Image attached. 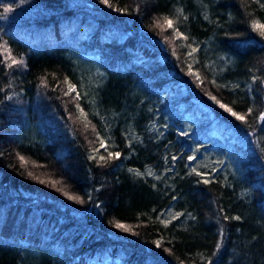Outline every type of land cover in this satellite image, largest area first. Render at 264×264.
I'll return each mask as SVG.
<instances>
[{
	"label": "trees",
	"instance_id": "1",
	"mask_svg": "<svg viewBox=\"0 0 264 264\" xmlns=\"http://www.w3.org/2000/svg\"><path fill=\"white\" fill-rule=\"evenodd\" d=\"M108 3L0 0V264H264V8ZM210 39L233 57L222 79L189 55ZM97 137L120 158L100 161ZM194 146L229 149L227 173L200 182ZM150 167L166 176L135 173ZM171 207L195 219L165 226Z\"/></svg>",
	"mask_w": 264,
	"mask_h": 264
},
{
	"label": "snow or ice",
	"instance_id": "2",
	"mask_svg": "<svg viewBox=\"0 0 264 264\" xmlns=\"http://www.w3.org/2000/svg\"><path fill=\"white\" fill-rule=\"evenodd\" d=\"M101 2L104 3V4H106V5H108L109 7H111V5L108 3V0H101ZM253 2H254V3H259V4H260V7H261V8H264V3H261L260 0H253ZM7 11H9V9H5V12H7ZM165 21H166V23H167V25H168L169 27H172V28H173V32H174V35H175L176 38H180L181 36H183V34H182L181 32H179L178 29H175V28L173 27V20H172V19H169V18L166 17V18H165ZM252 27H253L254 30L258 31L259 34H260L262 37H264V23H260L259 21H254L253 24H252ZM183 39H184V40H187L188 37H187V36H183ZM6 51H7V50H6ZM195 51H197V49H196V48H192V49H191V52L189 53V55H192V53H194ZM23 63H24V62H23L22 60H17V59H15V58H12V59H11V62H10L9 65H8V67H11L13 64H23ZM190 74H192V73L190 72ZM198 78H199V77H198ZM257 79H259L261 83H264V77H254V78H253V82L255 83V81H256ZM213 83H215V81H213ZM223 87L227 88L228 85L225 84V85H223ZM236 87H238V85H237ZM72 92H76V99H77V100H79V99L81 98V97H80V93L78 92L76 86L73 85V84H71V83L69 82V84H68V92L65 93V94H66V95H70ZM7 98H8V99H11V97H7ZM212 99H213V100L219 105L220 108H222L225 112L229 113V114H230L231 116H233L236 120H238V121H242V122H245V123L247 122V120H246V116H245V115L240 114V113L234 111L232 107H230V106H228V105H226V104H224V103H221L219 100L216 99L215 96H213ZM76 108H77V111L80 113L81 116H85V117H86V113H84V110L81 108V106H80L79 103L76 104ZM252 112H253V109H252V108H249V109L247 110V115H251ZM256 119H257L258 121L264 123V112H261V113L256 117ZM180 135H186V133L181 132ZM97 139L99 140L100 147H101V148H104V149H105V152H106V155L101 154V155L99 156V160H100V161L104 162V161H106L107 159H112V158L119 159V158H120V155H121V154H120L119 152H112V151H109V150H108V146H107L106 141H105L104 139H101V138H99V137H97ZM97 151H99V150L97 149ZM92 158L95 159L96 157L93 156ZM20 159L23 161V160H24V157L21 156ZM172 159H173V161H175V160L178 159V157L175 156V155H173V156H172ZM195 159H196L195 155H190V156L187 157V160H188L189 162L194 161ZM169 171H171V169H169ZM191 171H192L193 173H195L197 176H199V177L202 178L200 182H202L203 184L208 185V184H210V183L212 182L211 178L209 177V175H208L207 173L199 172V171H197V169H196L195 167L192 168ZM137 174H140V173H137ZM148 174L151 175L152 173L149 172ZM40 182H41V183H45V181H43V180H41ZM53 183H55V182H53ZM59 190H60V189H58V191H59ZM63 194H64L65 196H67L68 199H70V200H76V201L79 202V203H84V201H83L79 196H72V195H69L68 192H64ZM173 199H176V197H173ZM183 215H184V213H175V214L171 215V216L169 217V219H167V220H162L161 223H163L165 226H167L169 223H171L172 220H174V219H178L180 216H183ZM188 216H189V218H191V219H195V217H193V216L191 215V213H188ZM223 219H224V220L234 219V220L239 221V220H241V217H240V216L229 217L228 215L225 214L224 217H223ZM115 226H116L117 228H122V229H124L125 231L128 230L127 227H126L125 225L121 224V223H117ZM222 234H223V229H221V235H222ZM156 243H157V246L160 245V241H157ZM208 264H212L211 260L208 261Z\"/></svg>",
	"mask_w": 264,
	"mask_h": 264
},
{
	"label": "rangeland",
	"instance_id": "3",
	"mask_svg": "<svg viewBox=\"0 0 264 264\" xmlns=\"http://www.w3.org/2000/svg\"><path fill=\"white\" fill-rule=\"evenodd\" d=\"M260 1L262 3H264V0H260ZM178 15L181 17L184 16L182 14V12H180V11H178ZM173 27H174V25H173ZM165 28L170 29V27L167 25V23L165 25ZM195 48L197 50H202V52L207 54L208 65L210 66L214 75L219 79H222L225 72H227L228 68L233 65V57H231L228 54L219 53V51L216 49V47L213 46V39H210L209 41H207L205 43H200L197 41ZM77 90H78V88H77ZM157 129H160V126L157 125ZM106 144L108 146V143H106ZM190 150L193 152V155L198 157V159L201 161L200 162V164H201L200 168L205 167L204 170L198 168L199 172L207 173L209 175V177H211L213 175L214 171H218V170H219L218 173H220V174H223V173L226 174L227 173V170L229 169L227 166L231 162L229 155H228L229 149L222 150L223 151L222 157L220 156V154L217 152V150L215 148H209L208 150H204L203 148H201L199 146H194ZM225 164H227V165H225ZM212 169H213V172H211ZM149 172H151L152 174L149 175L148 174ZM135 173L136 174L140 173L137 175L141 176V177H152L155 179H162L163 177L166 176L167 172L164 171L163 173H160V171H158L157 169L150 167V168H147L146 170H143V171L135 170ZM175 213H181V212H177L174 209V207H171L169 210H167L163 214V220L169 219V217ZM188 218H189V216L183 215V216H180L178 219H174V220H179L180 222H183V221L187 220ZM174 220H172V221H174Z\"/></svg>",
	"mask_w": 264,
	"mask_h": 264
}]
</instances>
